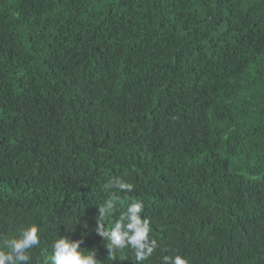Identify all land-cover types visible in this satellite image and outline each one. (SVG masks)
I'll return each mask as SVG.
<instances>
[{"label": "trees", "instance_id": "trees-1", "mask_svg": "<svg viewBox=\"0 0 264 264\" xmlns=\"http://www.w3.org/2000/svg\"><path fill=\"white\" fill-rule=\"evenodd\" d=\"M0 264H264V0H0Z\"/></svg>", "mask_w": 264, "mask_h": 264}, {"label": "clouds", "instance_id": "clouds-1", "mask_svg": "<svg viewBox=\"0 0 264 264\" xmlns=\"http://www.w3.org/2000/svg\"><path fill=\"white\" fill-rule=\"evenodd\" d=\"M47 185L50 189L59 191V190H66L65 185H68V182L67 181L64 182L61 178V175L55 173L51 175ZM112 194L113 191H110L107 195H112ZM114 231L116 230H110L109 232L113 233Z\"/></svg>", "mask_w": 264, "mask_h": 264}]
</instances>
